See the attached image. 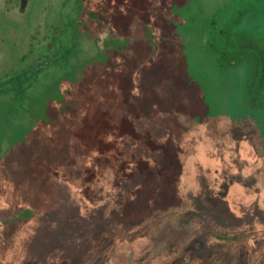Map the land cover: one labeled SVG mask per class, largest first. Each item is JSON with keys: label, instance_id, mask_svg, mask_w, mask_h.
<instances>
[{"label": "rangeland", "instance_id": "rangeland-1", "mask_svg": "<svg viewBox=\"0 0 264 264\" xmlns=\"http://www.w3.org/2000/svg\"><path fill=\"white\" fill-rule=\"evenodd\" d=\"M88 1L0 0V264H264V0Z\"/></svg>", "mask_w": 264, "mask_h": 264}, {"label": "trees", "instance_id": "trees-1", "mask_svg": "<svg viewBox=\"0 0 264 264\" xmlns=\"http://www.w3.org/2000/svg\"><path fill=\"white\" fill-rule=\"evenodd\" d=\"M122 0H89V6L95 9V13L90 14L87 16L86 19V30L89 33V36L92 38H103L105 37V48L100 55H95L94 57H102L103 60H107L111 58V52L113 51L114 41H112L113 36H116L115 33L110 29V26H107V15L112 14L115 18L119 11V6ZM28 0H20V10H24L27 6ZM108 27V28H107ZM117 57L116 55L113 56V59ZM82 64V63H81ZM80 64V65H81ZM78 65V66H80ZM118 77L116 73L113 71H107L104 79H98V83H102L105 79L110 83L118 84ZM69 82H66L67 88L64 91V94L61 97V101H63L64 105L59 109L61 114H65L66 111L73 110L74 105L77 108L78 104L81 103L82 106L86 107V110L91 111L89 113L92 119L96 120L97 116H105L108 115L111 118L116 117V112H112L109 108L104 106L101 102H98L97 93L95 88L92 87V81H89L88 77H82L81 75L77 74L68 78ZM106 93H104L105 95ZM100 101V100H99ZM88 107V108H87ZM75 109V108H74ZM77 110V109H75ZM87 116V115H86ZM99 123L100 127H105L104 124H101V121H96ZM110 131L117 133L119 128L121 127L118 122L109 123ZM118 140H112L109 146L117 145ZM216 192V191H215ZM216 195V194H215ZM183 205L179 203L173 202L171 205H167L166 207L168 211L170 209H179L182 208ZM165 207V208H166ZM163 210V209H162Z\"/></svg>", "mask_w": 264, "mask_h": 264}, {"label": "flooded vegetation", "instance_id": "flooded-vegetation-1", "mask_svg": "<svg viewBox=\"0 0 264 264\" xmlns=\"http://www.w3.org/2000/svg\"><path fill=\"white\" fill-rule=\"evenodd\" d=\"M78 16L81 17L82 16L81 13Z\"/></svg>", "mask_w": 264, "mask_h": 264}]
</instances>
